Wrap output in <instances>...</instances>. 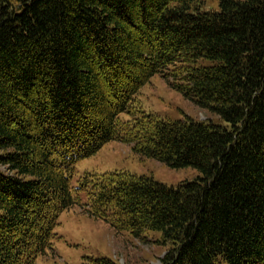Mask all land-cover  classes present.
Wrapping results in <instances>:
<instances>
[{
	"label": "trees",
	"instance_id": "obj_1",
	"mask_svg": "<svg viewBox=\"0 0 264 264\" xmlns=\"http://www.w3.org/2000/svg\"><path fill=\"white\" fill-rule=\"evenodd\" d=\"M205 6L0 0V264H37L75 206L140 241L159 234L161 264H264V0ZM156 75L227 125L145 112ZM112 141L198 175L74 186L75 165Z\"/></svg>",
	"mask_w": 264,
	"mask_h": 264
},
{
	"label": "rangeland",
	"instance_id": "obj_2",
	"mask_svg": "<svg viewBox=\"0 0 264 264\" xmlns=\"http://www.w3.org/2000/svg\"><path fill=\"white\" fill-rule=\"evenodd\" d=\"M218 1L206 0L205 10H217ZM138 98L145 112L164 119L178 120L189 116L197 121L227 125L217 116L184 98L158 75L141 89ZM115 171L151 176L168 186H177L198 175L192 168L172 169L155 159L142 158L132 151L129 144L112 141L75 165L72 182L76 186L77 181L86 173ZM59 221L57 232L60 238L55 242L54 250L40 257L37 264H99V259H108L114 264H161L160 259L168 251L166 247L154 242L160 239L159 234H150L147 240L140 241L129 233L117 231L101 219L89 216L79 206L63 212Z\"/></svg>",
	"mask_w": 264,
	"mask_h": 264
}]
</instances>
